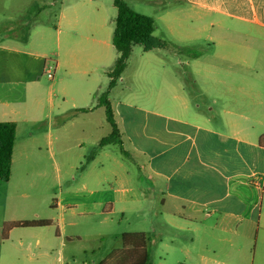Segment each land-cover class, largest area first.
Here are the masks:
<instances>
[{
  "label": "crops",
  "instance_id": "crops-1",
  "mask_svg": "<svg viewBox=\"0 0 264 264\" xmlns=\"http://www.w3.org/2000/svg\"><path fill=\"white\" fill-rule=\"evenodd\" d=\"M113 1H59L63 25L59 36L65 51L63 60L58 54L53 64L55 70L63 67L64 72L57 77L58 88L49 91L60 95L65 106L59 114L62 122L70 120L73 125L74 120H90L104 133V121L107 134L111 129L95 95L107 88L116 60ZM125 1L134 11L153 17L154 37L168 44L148 53H156L160 69L171 77L170 98L159 93L112 99L115 86L109 99L123 144L143 160L142 167L161 195L162 208L172 216V227L188 233V240L179 246L180 264H264V116L260 114L264 110V0ZM7 4L0 0V122L16 124V140L10 180L0 181V264H68L66 243L43 239L47 227L3 231L12 222L48 220L29 209L35 201L29 192L31 180L13 176L19 123L27 118L2 98L3 90L35 91L41 87L39 74L47 72L48 76L52 71L46 70L43 57L14 43L28 44L32 28L25 27L29 22L21 28L19 21L3 19ZM170 46L180 49L169 51ZM193 47L201 51L196 54ZM209 49L220 61L207 57ZM182 51L189 53V61L173 64L168 60L169 53ZM238 74L248 81L237 82ZM81 109L89 111L78 112ZM99 109L103 117L93 119ZM32 141L30 133L25 143ZM83 145L80 140L76 146ZM110 145L99 146L101 169L93 167L86 173L80 192L95 194L109 184L124 195L79 201L74 208H80V214L104 212L107 207L114 213L120 204L147 201L146 193L132 195L133 186L105 166L102 158L109 155ZM89 161L85 169L96 158ZM62 201L55 206H63ZM120 212L123 215L125 210ZM137 232L146 236L141 231L128 233ZM163 234L160 230L158 247L165 241Z\"/></svg>",
  "mask_w": 264,
  "mask_h": 264
},
{
  "label": "rangeland",
  "instance_id": "rangeland-1",
  "mask_svg": "<svg viewBox=\"0 0 264 264\" xmlns=\"http://www.w3.org/2000/svg\"><path fill=\"white\" fill-rule=\"evenodd\" d=\"M59 1L7 0L8 9L2 14L3 19L19 21L18 25L21 28L23 23L29 22L25 25L32 28L28 44L24 45L23 41L14 43L23 45L21 47H25L27 52L43 57L47 63L46 70L51 68L54 75V79H49L47 72L40 73L41 87L35 91L22 87L10 91L6 88L3 90L2 98L19 109L21 115L27 118V122L19 123L13 176L24 177L33 183V186L29 187V192L35 195V201L29 209L33 208V213L36 212L40 217L53 223L44 229L46 234L43 239L50 242L61 240L65 242L64 257L68 264H101L108 261L111 253L122 247V233L135 231L146 233L150 239L148 264H180L179 246L188 240V233L172 227V216L162 208L161 195L156 191L154 182L150 180L147 169L142 167L143 160L133 155L126 143L123 148L114 144L107 147L109 155L103 156V162L106 167L114 168L120 180L126 185L133 186L135 191L131 192L132 195L146 193L147 201L120 204L114 213L107 207L104 212L83 215L78 212L80 208H74V204L79 201L113 199L124 195V191L116 193V190L106 184V188L95 194L80 192L82 179L92 172L91 168L101 169L98 139L108 135L109 127L102 121L106 131L103 133V129H99L90 120H74L73 125L70 120L62 122L63 117L59 115L65 109V106H62V99L56 92L55 95L49 93L50 89L58 88L57 77L64 72L63 67L55 70L53 64L58 54L63 60L65 51L63 37L59 36L60 27L63 26L60 23ZM114 10L117 16V10ZM177 44L182 46L180 48L187 49L182 43ZM180 48L170 46L168 49L176 51ZM193 49L196 54L201 51L197 47ZM208 51L206 55L209 59L220 61L213 58L212 49ZM114 54L116 59L118 56L116 49ZM158 59L155 52H144L140 46H133L127 67L121 79L117 81L111 98L156 97L159 93L170 98L171 77L162 72ZM168 60L173 64L178 60L184 63L190 60V56L187 51L176 54L171 52ZM168 63L171 64L169 61ZM239 75L237 82L248 81L239 78ZM228 80L232 81L231 76H228ZM262 98L264 99V94ZM102 114L103 110L99 109L92 118H101ZM260 114L264 116V110H261ZM96 122L98 123L97 120ZM80 128L86 130L84 134L79 132ZM91 130L95 133H90ZM30 133L33 135V141L25 143ZM80 140L84 145L78 148L76 145ZM91 158H96V162L85 169ZM137 165L142 168L141 171ZM58 200H63V206L59 208L55 206ZM122 209L125 210L123 215L120 212ZM162 212L163 217L160 216ZM176 220L179 221L178 218ZM160 230H164L162 236L165 237V241L158 247Z\"/></svg>",
  "mask_w": 264,
  "mask_h": 264
},
{
  "label": "trees",
  "instance_id": "trees-1",
  "mask_svg": "<svg viewBox=\"0 0 264 264\" xmlns=\"http://www.w3.org/2000/svg\"><path fill=\"white\" fill-rule=\"evenodd\" d=\"M113 4L117 10V16L115 18L112 44L118 53V57L108 73L109 83L107 88L101 94L95 95V99L97 100V106L104 108L105 117L111 129L110 133L100 140L99 146L115 144L123 148L120 122L109 99V93L124 73L133 46L138 45L144 52H149L165 48L168 44L154 37L155 19L153 17L134 11L125 0H114ZM87 111L89 109L78 110V112ZM15 140L16 124L14 122H0V181L2 182H8L11 177ZM52 224L50 220L17 221L6 224L3 231L6 233L12 228L48 227ZM121 238L122 249L112 252L109 260L103 261L101 264L149 263L147 253L149 240L145 234L126 232L122 234Z\"/></svg>",
  "mask_w": 264,
  "mask_h": 264
},
{
  "label": "built area",
  "instance_id": "built-area-1",
  "mask_svg": "<svg viewBox=\"0 0 264 264\" xmlns=\"http://www.w3.org/2000/svg\"><path fill=\"white\" fill-rule=\"evenodd\" d=\"M48 78H50V79L53 78V72H52V71H49V72H48Z\"/></svg>",
  "mask_w": 264,
  "mask_h": 264
}]
</instances>
